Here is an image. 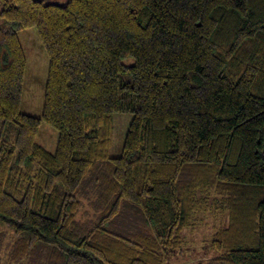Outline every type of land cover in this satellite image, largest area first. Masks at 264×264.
I'll return each instance as SVG.
<instances>
[{"label": "trees", "instance_id": "16d2710c", "mask_svg": "<svg viewBox=\"0 0 264 264\" xmlns=\"http://www.w3.org/2000/svg\"><path fill=\"white\" fill-rule=\"evenodd\" d=\"M0 22L10 264H168L210 217L207 264H264V0H0ZM29 28L49 59L41 117L21 111Z\"/></svg>", "mask_w": 264, "mask_h": 264}, {"label": "rangeland", "instance_id": "374dc122", "mask_svg": "<svg viewBox=\"0 0 264 264\" xmlns=\"http://www.w3.org/2000/svg\"><path fill=\"white\" fill-rule=\"evenodd\" d=\"M51 1L62 3L65 0ZM18 37L26 58V73L22 92L21 111L31 116L41 117L44 106L49 59L35 28L19 31ZM114 120L118 126L120 125V121L123 120V125L116 137L115 148L111 153L113 157H117L122 151L125 133L131 116L117 115ZM58 135L59 133L54 127L43 121L38 131L36 141L49 152L54 153L57 147ZM223 223L222 219L216 217L200 220L192 230H187L185 232L184 236H186V239L183 252L177 253L168 264H198L199 262L207 264L210 259L216 256V252L211 250L210 247L211 235L214 231L223 227ZM3 254L4 253L0 250V264H10L8 256L5 254V256H3Z\"/></svg>", "mask_w": 264, "mask_h": 264}]
</instances>
